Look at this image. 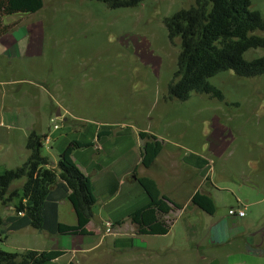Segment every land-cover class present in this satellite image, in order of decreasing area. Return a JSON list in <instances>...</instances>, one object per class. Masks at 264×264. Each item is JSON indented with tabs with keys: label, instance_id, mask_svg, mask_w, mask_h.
<instances>
[{
	"label": "rangeland",
	"instance_id": "1",
	"mask_svg": "<svg viewBox=\"0 0 264 264\" xmlns=\"http://www.w3.org/2000/svg\"><path fill=\"white\" fill-rule=\"evenodd\" d=\"M41 3V8L31 14H11L0 20L3 25L9 21L12 41L35 33L40 35L43 47L42 56L14 60L13 67L0 72V174L26 160L29 152L25 143L31 130L49 137L48 142L43 140V156L76 165V161L83 164L84 155L96 145V126L126 123L129 143L137 140L136 131L146 130L168 141H187L196 147L203 138V121L215 117L218 124L230 130V135L224 140V156L214 166H207L208 174H215L213 179L224 182L244 171L264 188V74L243 78L223 71L209 78V83L222 93V99L195 93L186 101L165 98L167 85L177 68L180 40L168 37L164 21L194 5L195 0H143L134 7L117 9L97 0H41ZM251 10L264 18V0H252ZM260 57H264V48L249 49L244 54L247 61ZM43 82L50 94L43 90L40 84ZM56 85L59 87L55 88ZM54 98H59L73 112L74 122L55 118L59 105L54 111ZM52 114L54 119L50 121ZM80 123L85 126L80 128ZM54 125L58 128L54 129ZM72 126L80 130L75 132ZM98 149L96 145L95 151ZM64 153L62 159L58 157ZM56 164L52 163V167ZM22 182L15 181L11 189L20 187ZM209 191L216 199L215 216L227 215L235 204L234 194L224 189ZM17 203L18 197L5 205L0 200V250L21 252L50 245L42 233H49L48 225L44 230L29 227L23 215L14 210ZM66 206L71 208L69 203ZM254 215H263L264 225V203ZM208 218L202 215L199 220L209 225ZM199 228L196 226L189 241L202 243L208 234ZM183 236L176 228L165 240L151 239L158 248L156 254L131 248L104 261L109 264L241 261L237 249L205 243L192 247L191 256L183 259L181 249L172 252L167 245L173 239L181 244ZM222 254L219 259L217 256Z\"/></svg>",
	"mask_w": 264,
	"mask_h": 264
},
{
	"label": "crops",
	"instance_id": "2",
	"mask_svg": "<svg viewBox=\"0 0 264 264\" xmlns=\"http://www.w3.org/2000/svg\"><path fill=\"white\" fill-rule=\"evenodd\" d=\"M5 24L9 25V21ZM11 35L8 31L0 37V72L4 69L9 70L14 60H32L43 54V52L41 54L43 47H40V35L30 33L28 38L21 39L24 42L22 44H17V41L21 42L18 39L12 41ZM40 84L43 85V90L49 93L45 82ZM58 87L56 85L55 88ZM54 104V111L55 107L59 105V110L54 115L55 118L62 117L64 122H74L73 112L69 111L59 98H54ZM50 116V121H53V114ZM75 117L80 119L78 116ZM216 120L218 119L213 117L211 120L203 121V138L201 142L199 139L196 147L189 145L187 141H168L146 130L136 131L137 140L129 143L126 141V130L124 129L127 126L126 123L110 121L112 123H106L109 124L105 125L106 127L96 126L94 143L98 145L99 151H95V145L84 155L83 164L77 161L76 165L73 164L91 181L96 198L93 217L86 226L89 234L74 236L56 234L59 223L76 225L72 207L66 206L69 203L67 200L68 190L62 183H57L51 188L43 211L45 225H48L49 233H42L50 245L35 250L65 251L63 256L46 264H68L69 262L74 264H109L104 261L106 257L120 254L131 248H140L149 254H156L158 248L151 239L165 240L170 237L172 230L177 228L184 234L183 242L175 243L173 239L167 244L169 247L167 245L166 247L172 252L181 249L183 259L191 256L192 247H201V244L205 243L211 246L237 249L240 252L238 256L241 261H230L229 264H253L254 260H256L254 264H262L264 262L263 215L256 216L254 212L259 205L264 203V188L244 171L237 172L234 174L235 178L229 177L224 182L217 178L213 179L215 174L213 176L208 174L207 166L209 164L214 166L215 162L224 156L225 149L223 150L222 147L224 140H227L230 135V130L218 124ZM55 126L58 128L57 125H54V129H57ZM84 126V123H80V128ZM75 127L72 126L71 129L75 132L80 130ZM140 131L148 132L162 142L161 152L148 169L140 165L141 141L138 136ZM39 135L45 136L44 141L48 142L49 137L46 133H39ZM71 145L72 142L69 143V146ZM181 150L184 151L183 154L180 152ZM48 159L50 160V158ZM50 161L54 164L57 163ZM134 174L138 177L153 179L162 194L182 206L181 209H175L165 216V219L170 223L169 232L166 235L139 236L135 234L134 225L127 220V216L131 212L148 202L147 196L137 183ZM209 189L216 190L215 192L224 189L234 194L235 204L230 208H245L244 217L229 216L228 213L216 217V212L213 215H208L190 203L192 196L202 190L212 197L215 204L216 199ZM188 213L192 219H188ZM202 215L210 217L207 220L209 225L199 220ZM105 221L112 223L111 233L105 232L103 225ZM119 221H123V223L116 225ZM206 225H208V230L205 229ZM196 226L208 234L199 244L189 241ZM255 226L258 227L250 231ZM222 256L223 254L217 257L221 259ZM218 264L221 262L219 261Z\"/></svg>",
	"mask_w": 264,
	"mask_h": 264
},
{
	"label": "trees",
	"instance_id": "3",
	"mask_svg": "<svg viewBox=\"0 0 264 264\" xmlns=\"http://www.w3.org/2000/svg\"><path fill=\"white\" fill-rule=\"evenodd\" d=\"M110 9L134 7L143 0H97ZM252 0H195L188 9H182L165 19L168 37L180 40L177 68L167 85L166 99L186 101L192 93L207 94L222 99V93L209 83V78L223 71L236 76L254 78L264 74V57L250 61L244 59L249 49L264 48V18L251 10ZM41 0H0V20L11 14H31L41 8ZM11 27L0 22V37ZM257 32L261 33L257 34ZM140 165L150 168L162 150V142L156 136L140 131ZM45 136L30 131L25 143L29 155L13 169L0 174V200L18 197L13 206L22 213L26 224L35 230L45 229L44 204L51 188L62 183L68 190L76 225L59 223L57 235H88L87 224L93 217L96 198L91 181L73 164L59 160L52 167L48 157L41 154ZM61 154L59 158H63ZM136 181L147 196L148 202L127 216L135 227V234L162 236L169 232L170 223L165 219L171 211L182 206L162 194L156 182L149 177ZM23 180L18 188L11 189L15 181ZM190 203L208 215L216 212L212 197L202 190L197 191ZM119 221L116 225L122 224ZM65 251L49 249H26L21 252L0 250V264H46L63 256ZM68 264H74L69 262Z\"/></svg>",
	"mask_w": 264,
	"mask_h": 264
},
{
	"label": "built area",
	"instance_id": "4",
	"mask_svg": "<svg viewBox=\"0 0 264 264\" xmlns=\"http://www.w3.org/2000/svg\"><path fill=\"white\" fill-rule=\"evenodd\" d=\"M55 128H57V127L55 126ZM19 214H22V213H19ZM228 215L229 216H235V217H238V218L244 217L245 208H239V207L230 208L228 210ZM103 225H104V228H105V232L109 233L111 231V229H112V223L110 221H105Z\"/></svg>",
	"mask_w": 264,
	"mask_h": 264
},
{
	"label": "water",
	"instance_id": "5",
	"mask_svg": "<svg viewBox=\"0 0 264 264\" xmlns=\"http://www.w3.org/2000/svg\"><path fill=\"white\" fill-rule=\"evenodd\" d=\"M211 264H215V263H211Z\"/></svg>",
	"mask_w": 264,
	"mask_h": 264
}]
</instances>
